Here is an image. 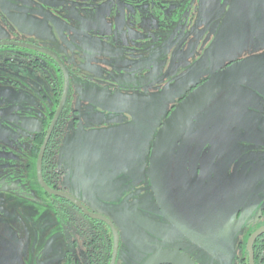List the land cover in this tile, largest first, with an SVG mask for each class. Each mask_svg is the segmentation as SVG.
I'll return each mask as SVG.
<instances>
[{"label":"flooded vegetation","instance_id":"flooded-vegetation-1","mask_svg":"<svg viewBox=\"0 0 264 264\" xmlns=\"http://www.w3.org/2000/svg\"><path fill=\"white\" fill-rule=\"evenodd\" d=\"M60 64L69 92L51 126ZM146 64L158 75L140 87ZM224 71L167 156L176 227L156 201L152 145ZM163 90L175 98L144 149L140 101ZM45 140L50 192L37 172ZM249 181H264V0H0V264H144L169 250L193 264H264V206L237 203ZM25 200L51 222L42 235L9 213Z\"/></svg>","mask_w":264,"mask_h":264},{"label":"water","instance_id":"water-1","mask_svg":"<svg viewBox=\"0 0 264 264\" xmlns=\"http://www.w3.org/2000/svg\"><path fill=\"white\" fill-rule=\"evenodd\" d=\"M13 23L15 26H17V23L15 22ZM53 57L56 58V60H58V58L55 55H53ZM60 67L63 70L64 79H65L63 96H62V101L60 103V108L51 126L55 124L56 119L59 116V112L62 107V104L64 103V100L66 99L69 92V80H68L67 70L62 64H60ZM225 77H227L225 71L215 75L214 79L204 84L203 86L197 88L194 92L188 95L178 106H176L175 109L170 114V116L165 120V122L159 129L152 145V152L150 158V166H151L150 175H151V182L156 197V201L159 207L161 208L163 215L166 216L170 220V222L176 227L182 224V220L172 210L173 208L170 204L167 195V188L165 181V166H166L167 156L170 147L172 145L173 139L175 138L181 127L185 124L186 120L194 113V111L204 101H206L214 93L216 87H219L221 85L219 84V82L222 81ZM46 140L38 156L37 172H38V178L42 186H44L45 189H47V191L50 192L41 180V171H40ZM261 232L262 230L253 234L251 240L259 236ZM189 236L192 237L190 234ZM160 257L165 259L159 260L161 259ZM187 260L189 259L184 258L182 254L177 253L176 251L169 250L162 252L161 255L159 254L157 256L154 255L151 259L146 260L144 264H161L166 262L172 264H193L190 260L189 261Z\"/></svg>","mask_w":264,"mask_h":264},{"label":"rangeland","instance_id":"rangeland-1","mask_svg":"<svg viewBox=\"0 0 264 264\" xmlns=\"http://www.w3.org/2000/svg\"><path fill=\"white\" fill-rule=\"evenodd\" d=\"M52 30V29H51ZM51 37H53L56 41L60 40L61 34L60 32H56L55 30H52ZM52 38V39H53ZM159 58L158 54L153 55V61H156ZM155 64H146L144 67L147 66L148 70H151L153 73H150L147 75V78L143 80L144 82L142 84H139L138 86L142 87L144 85H148L150 87V80L154 79L158 74L156 71ZM162 89V86L157 85L155 86V90ZM79 91V90H77ZM163 92L155 93L146 96L143 100L140 101L142 109L144 110L141 114L142 117L145 119V123L143 121H137L136 128L139 130L144 126V131L142 132L143 139L139 140L140 143L138 146L140 147L141 144L144 142L142 146L147 147L148 141L151 139L152 135L155 133L158 126L162 123L166 112L168 111L170 105L173 103L174 95H171L168 90H163ZM141 134V133H140ZM31 190L33 189L32 186H29ZM240 191L241 196L237 197V203H244V212L247 214H250L254 208V206L263 205L264 206V181L263 182H255V181H249L246 184L243 185V187L237 189ZM236 199V198H235ZM235 199L231 200V204L235 205ZM37 205L39 204H33V201L25 200L24 203L18 202L16 204V208L13 210L9 208V213L16 212L18 209L21 212L23 216V223H24V230L25 235L28 236L29 227L32 228V230H37L40 235H42L43 229L41 226L45 225L46 229L50 227V220L46 217H44V213L40 214L38 216V208L36 209ZM15 207V206H14ZM36 210V211H35ZM18 212V211H17ZM231 233H234V228ZM48 232H46V235ZM231 252L233 253L234 250L232 249Z\"/></svg>","mask_w":264,"mask_h":264}]
</instances>
